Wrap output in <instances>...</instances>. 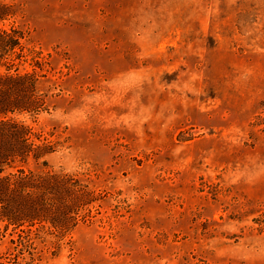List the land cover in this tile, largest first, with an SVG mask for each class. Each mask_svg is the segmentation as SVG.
<instances>
[{
  "label": "rangeland",
  "instance_id": "obj_1",
  "mask_svg": "<svg viewBox=\"0 0 264 264\" xmlns=\"http://www.w3.org/2000/svg\"><path fill=\"white\" fill-rule=\"evenodd\" d=\"M0 3L47 103L16 118L53 145L17 167L96 196L29 250L0 225V264H264V0Z\"/></svg>",
  "mask_w": 264,
  "mask_h": 264
},
{
  "label": "trees",
  "instance_id": "obj_2",
  "mask_svg": "<svg viewBox=\"0 0 264 264\" xmlns=\"http://www.w3.org/2000/svg\"><path fill=\"white\" fill-rule=\"evenodd\" d=\"M13 16L10 5L0 3V22ZM23 32L0 27V225L11 228L19 251L32 249L41 234L62 237L80 219L90 216L96 201L94 192L78 175L46 171L35 173L17 167L29 158L39 159L53 152V145L40 140L33 128L16 118L37 115L47 108L45 95L37 88V74L12 68L22 61ZM40 60V59H39ZM34 66L42 70L43 61ZM12 236V234H10Z\"/></svg>",
  "mask_w": 264,
  "mask_h": 264
}]
</instances>
